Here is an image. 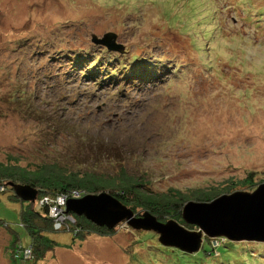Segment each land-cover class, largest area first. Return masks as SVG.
Wrapping results in <instances>:
<instances>
[{
	"label": "rangeland",
	"instance_id": "rangeland-1",
	"mask_svg": "<svg viewBox=\"0 0 264 264\" xmlns=\"http://www.w3.org/2000/svg\"><path fill=\"white\" fill-rule=\"evenodd\" d=\"M108 32H115L129 50L127 62L132 54L147 57L152 65L142 59L140 64L155 74L142 77L130 72L133 83H129L117 71L110 83H104L72 72L74 62L69 64L68 53L84 48L82 52L89 54L85 65L93 63L104 71L97 76L105 75L107 48L92 40ZM246 41L259 44L249 47ZM114 77L119 83H112ZM245 121L262 126L252 124L246 131ZM113 147L131 172L152 171L151 187L160 191L243 179L246 170L262 171L254 174L260 181L264 4L260 0H0V161L28 168L57 161L82 171L94 170L92 166L110 171L113 163L100 151L109 154ZM10 189L0 191V264H32L13 263L5 251L10 235L4 222L19 233L22 243H28L21 223L22 202L10 198ZM29 203H23L25 210ZM59 217H54L55 227ZM119 225L111 236L91 235L83 244L61 245L66 247L56 248L39 264L216 262L214 258L203 262L207 256L202 249L188 253L165 246L149 230L129 250L134 238L128 227ZM53 236L59 244H70L73 237L66 231H55ZM240 243L248 253L264 257V242ZM231 262L235 264L234 259Z\"/></svg>",
	"mask_w": 264,
	"mask_h": 264
},
{
	"label": "trees",
	"instance_id": "trees-1",
	"mask_svg": "<svg viewBox=\"0 0 264 264\" xmlns=\"http://www.w3.org/2000/svg\"><path fill=\"white\" fill-rule=\"evenodd\" d=\"M260 2L264 4V0H260ZM243 32L249 34L247 33L249 31ZM232 33L234 34V31ZM238 33L239 31L235 34L238 36ZM252 34L255 33L252 32ZM241 37L243 43L246 37L244 34ZM246 42L249 47H255L259 44V42ZM83 49H79V52L74 55L69 51L67 60L70 65L72 61L74 62L71 66V71L87 78H96V82L110 83V77L117 71H120L124 76V80L129 81V83H133L130 72H132L133 75L139 73V76L142 77L146 75L153 76L155 74V72L151 73L147 71L146 67L140 64L142 63L140 60L146 61L147 57H140L139 54H132L129 62H127L128 54L126 53H128L129 50L122 55V58L118 54L113 55L106 49L108 58H110L105 61V64H107L106 73L104 76H97L99 72L103 73L104 71L99 67H94L93 63L85 65V59L89 57V54L87 52L83 53ZM241 49L243 53L246 52V47L244 45ZM116 62H122L123 64L118 65ZM146 65H152L150 60ZM113 80L114 82L112 83H119V79L114 77ZM253 114L257 113L254 112ZM252 124L258 127L262 126L258 123ZM252 124L250 121H245V130H250ZM101 148L102 145H100V149ZM100 152L107 159H111L113 163L112 170H101L92 166L91 168L94 170H90V167H87V169L82 171L78 170L80 167L69 168L59 164L57 161L38 164L36 168H28L20 164H10L0 161V191L5 192L7 189L11 188L12 194L10 198L12 200L21 201L22 205L25 201L31 202L29 203L31 206L28 205L26 210L23 207L21 213V223L22 226L26 228L28 234L27 244L22 243L19 233L11 228L9 223H2L6 225L3 229L12 237L10 242L5 246V251L8 253L13 263L22 260L32 262V264H39V260H44V257L49 255L55 248L66 247L61 245L73 247L77 241L83 244L87 237L91 235L104 237L114 234L115 228L100 226L86 215H77L73 212L68 213L72 215L73 221H65L60 228L55 227L53 217L50 214L51 207L49 208L47 204H41V201L47 197L55 202L58 195L68 194L69 196H73L74 191L80 192L82 196L89 193L109 192L131 207L138 215H141L145 211H150L162 221L175 219L187 228L193 229L196 228L194 225L188 224L182 219V209L186 202L190 200L211 201L221 194L236 190L253 191L258 185L264 182V177L260 181H255L254 178L256 172L262 171L246 170V177L243 179L231 180L226 183L210 182L205 186L197 185L185 189L170 187L167 188L166 191H160L151 187L152 171L149 169L131 172L132 170L128 168L126 159H124L119 152L115 151V147L110 150L109 154H104L102 150ZM132 155L136 156L134 153H132ZM161 173L162 172H160V174ZM11 182L29 185L35 188L38 191L36 199L34 201L22 199L10 185ZM29 206L30 208H28ZM122 225L129 228L134 238L129 246V250H134L135 245H139V242H141L138 237L147 230H136L127 223H121L118 227ZM55 231H66L71 233L73 236L71 237L72 242L70 244H59L61 242L53 236V232ZM251 244L256 246L257 243ZM31 245L32 248L30 247ZM239 245H241V248ZM259 245L260 244H257V246ZM27 249L31 250L29 256L25 255ZM201 249L204 252L203 254L207 256L203 261L205 263L209 258L215 259L216 262L213 261L214 264H233V262H231L233 259L235 264H261V260H264L262 255L253 254L251 251H249V253L251 252L249 254L240 242H232L224 240L223 238L205 237ZM237 258L239 261L236 260ZM130 261L132 262L131 259Z\"/></svg>",
	"mask_w": 264,
	"mask_h": 264
},
{
	"label": "water",
	"instance_id": "water-1",
	"mask_svg": "<svg viewBox=\"0 0 264 264\" xmlns=\"http://www.w3.org/2000/svg\"><path fill=\"white\" fill-rule=\"evenodd\" d=\"M95 44L105 46L109 51L124 54L126 46L118 42L115 32L95 37ZM10 185L16 194L25 200H35L38 191L22 184ZM67 213L86 215L100 226L114 228L127 223L136 230L157 233L165 246L194 253L201 250L205 237L223 238L232 242H264V182L253 191L236 190L224 193L211 201L186 202L182 219L196 228L190 229L178 220L162 221L150 211L138 215L131 207L109 192L89 193L66 202Z\"/></svg>",
	"mask_w": 264,
	"mask_h": 264
},
{
	"label": "built area",
	"instance_id": "built-area-1",
	"mask_svg": "<svg viewBox=\"0 0 264 264\" xmlns=\"http://www.w3.org/2000/svg\"><path fill=\"white\" fill-rule=\"evenodd\" d=\"M80 197H82L81 193L78 191H74L73 196H69L68 194L58 195L55 202L51 201L50 199H48L49 197H47L41 201V204H47L48 206H51L50 214H52L54 217L60 216L59 218L56 219L57 228H60L64 224L65 221H69V220L73 221L74 220L72 215H69L65 211L67 200L70 198H80ZM54 217H53V220H55ZM63 218H64V220H63ZM30 254H31V250L27 249L26 250V256H29Z\"/></svg>",
	"mask_w": 264,
	"mask_h": 264
},
{
	"label": "crops",
	"instance_id": "crops-1",
	"mask_svg": "<svg viewBox=\"0 0 264 264\" xmlns=\"http://www.w3.org/2000/svg\"><path fill=\"white\" fill-rule=\"evenodd\" d=\"M23 207H24V205H22L21 204V209L23 210ZM12 238V237H11ZM11 238L9 237V239H8V242H7V244L10 242V240H11ZM56 249V248H55ZM54 249V250H55ZM71 249V248H70ZM54 250H52V251H54ZM68 250V249H67ZM71 250H73V249H71ZM63 254V257H65L64 255H67L66 253H62Z\"/></svg>",
	"mask_w": 264,
	"mask_h": 264
},
{
	"label": "bare ground",
	"instance_id": "bare-ground-1",
	"mask_svg": "<svg viewBox=\"0 0 264 264\" xmlns=\"http://www.w3.org/2000/svg\"><path fill=\"white\" fill-rule=\"evenodd\" d=\"M49 208L51 207V206H48Z\"/></svg>",
	"mask_w": 264,
	"mask_h": 264
}]
</instances>
